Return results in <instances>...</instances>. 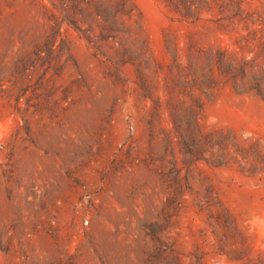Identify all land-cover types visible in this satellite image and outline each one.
I'll use <instances>...</instances> for the list:
<instances>
[{
    "label": "rangeland",
    "instance_id": "1",
    "mask_svg": "<svg viewBox=\"0 0 264 264\" xmlns=\"http://www.w3.org/2000/svg\"><path fill=\"white\" fill-rule=\"evenodd\" d=\"M0 264H264V0H0Z\"/></svg>",
    "mask_w": 264,
    "mask_h": 264
}]
</instances>
